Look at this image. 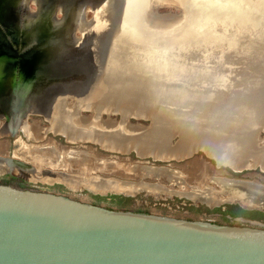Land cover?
<instances>
[{"label":"water","instance_id":"95a60500","mask_svg":"<svg viewBox=\"0 0 264 264\" xmlns=\"http://www.w3.org/2000/svg\"><path fill=\"white\" fill-rule=\"evenodd\" d=\"M169 7L177 13H158ZM33 117L47 124L42 139L51 134L64 147L95 146L120 159L133 154L138 178L117 176L129 173L111 163L79 167L92 181L138 191L73 188L68 166L41 170L52 182L26 179L10 170L25 163L14 153L0 158V175L99 196H151L153 186L190 199L175 194L186 187L151 178L153 169L203 155L216 169L264 174V0H0V139L37 142L25 131L32 133ZM217 179L204 187L214 204L198 202L264 213V184ZM246 193L248 205L239 200ZM236 223L0 183V264H264V224Z\"/></svg>","mask_w":264,"mask_h":264},{"label":"bare ground","instance_id":"6f19581e","mask_svg":"<svg viewBox=\"0 0 264 264\" xmlns=\"http://www.w3.org/2000/svg\"><path fill=\"white\" fill-rule=\"evenodd\" d=\"M201 99L206 100L205 97H201ZM208 105L211 107L214 106L213 103H209ZM86 121H89V119H86ZM31 129L33 130L32 133H30L29 130L27 131L25 129L27 135L30 136L33 134V137L36 139V141L38 139L40 140L38 142H41V139L43 138V136H41L40 134L41 128L38 127L36 122H33L31 124ZM161 133L162 131L160 132V134ZM6 142L7 141L0 142V152H3L6 148H8V144H7L8 142L7 143ZM43 143H41L40 146H36L32 144H25L24 142L22 143V141L20 140L16 141L14 143L15 148L13 147L14 154L17 158H19L25 163L17 164L13 166L14 168L10 169L12 171L14 170L12 173H15L18 176H21V177H24L30 180L31 178H33L32 176L36 175L37 177L35 179L39 178L40 180L44 182H52V180H54V175L52 176L50 174H44V173L42 174L41 170L44 171V169H47V170H51V172L53 173H56L58 171L57 170L58 168L60 169L62 168L61 166L65 167L67 165L70 168V170L68 171L65 168V172L68 173L67 175L69 176L72 175V176H70V178L67 177L66 181L68 182L69 186L73 188L84 187V188H89L91 190L94 189L95 191H106L107 189H114V190L117 189L118 191H123L125 193H132V192L138 191L137 185L133 186V185H128V184H124V185L121 184L118 187H116V185L113 186L107 183L101 184L99 182L92 181L90 178H88L91 176V173H89L90 171L87 169L81 168V166L79 167V164L89 162L97 166H105L106 168V167H109L111 163V164L119 165L121 167L122 166L125 167L126 171L129 173L128 175H125V174L117 172L118 174H121L117 176H121V177L128 176V177L138 178V176L142 174H139V175H135V173L133 174V172H136L137 164L130 165V163L124 159H117L115 161L111 160L112 162L107 163L105 158H101V160L96 158L94 156L95 154L93 155V152L85 153L86 155H83L82 157L77 151L75 150L72 151L68 148L59 147L55 142L47 141L45 144ZM43 151H48L50 155L59 156L57 159H60V156L61 158L62 157L64 158V156L67 155L68 157L67 161L66 160H56L50 157L43 156L42 155ZM189 164H191L192 167L195 168L192 171V173H194L195 175L194 176L192 174L191 175L194 178L193 180H196V185L190 191H185L186 190L185 189L183 191H178L175 194H178V195L184 194L185 197L190 198L191 200L195 202L206 201L209 205H213L215 198L211 197L206 191V188L204 187H206V185H209V179L212 180V179L218 178L217 180H220L221 178H224L223 177L224 173L222 174L221 172H217L213 168H211L208 164L203 163L198 160H192L191 162H189ZM140 167L142 166L140 165ZM175 167L176 166H166V167H162V169H153L154 172L153 171L151 172V175L153 176L150 175V177L152 178L156 176L159 178L160 182L163 183L164 181H166V182H169L170 186H175V187L182 189L185 186V183L188 182L187 181L188 172L186 171V164L177 169ZM5 170H7L5 167L4 168L0 167V171H5ZM38 171L41 172L40 175L39 173L37 174ZM204 173H209L211 177L207 178L206 175L204 177ZM83 177H86L85 180H81L83 179ZM131 181H135V180H131ZM226 187H229V186L226 185ZM146 193L148 195H151L154 199H161L163 197L170 198L172 192H169V190H166L165 188L157 191L155 187L149 186V187H146ZM238 194L240 195V193ZM231 197L237 198L234 196H231ZM244 197L247 199H244L241 197L239 200L241 202H245L244 203L245 205L250 204L249 194L245 195Z\"/></svg>","mask_w":264,"mask_h":264},{"label":"rangeland","instance_id":"374dc122","mask_svg":"<svg viewBox=\"0 0 264 264\" xmlns=\"http://www.w3.org/2000/svg\"><path fill=\"white\" fill-rule=\"evenodd\" d=\"M158 11H159L158 13L162 16L173 15L174 13H177V11L172 7L162 8V9H159ZM33 122H36L38 127H41V128L47 126V124L39 118L33 117V118L29 119V124H32ZM1 123H3V122H1ZM40 134H41V136H43L42 133H40ZM19 136H20V138H22L23 142H25L26 144H32V145L40 146L41 143H43V141H44V143H46L47 141H52V142H55L59 147H64V142H63L64 140L62 138H59V137H53L51 134H48V136L45 139H41V142H38L40 140H37V142H31V141L28 142L25 140V138L23 137L22 134H20ZM11 140H14V139L13 138L8 139V140L0 139V142L1 141L2 142L7 141L8 143L7 142L6 143L9 145V142ZM64 148H68L72 151L75 150L79 153L82 152L83 154L93 152V155L95 154L94 156L96 158H98L100 160H101V158H105L106 161H110V162L115 161L117 159H120L119 155L105 153V152L101 151L99 148H96L95 146H90V145L76 144L73 146L68 145ZM4 151L0 152V156L10 158L9 154H10L11 150L9 149V146ZM15 158H17V157H15ZM122 158L126 159L127 161L130 159L131 162H135V160H136V158L134 157L133 154L130 157H122ZM192 160H200V161H203V163L205 162L208 165L212 163L208 159L204 158L203 155L197 156ZM192 160H190L188 162H184V163H176V166L186 164V171L188 172L187 175L191 181L194 179L192 177V175L193 176L195 175L194 173H192V171L195 168H193L192 165L189 164V162H191ZM150 164H152V163H150ZM155 165H160V164L156 163ZM188 167L191 168L190 171L187 169ZM102 168H103V166H102ZM94 169L96 171L101 170V168H99L97 165L94 167ZM57 170L61 171L63 169H61V170L57 169ZM6 174H8V173H6ZM97 174H100V172H98ZM9 175H11V174H9ZM205 175L207 178L211 177V175L209 173H204V177H205ZM110 176H113V174ZM110 176H108V177H110ZM233 176H234V178L235 177L244 178L247 180L257 181V182L264 184V174H262L259 170L245 171L242 174H234ZM13 178H14L13 180L11 178L10 179L7 178V179H3V181H1L2 180L1 179L0 183L8 184L7 182L16 183V182L20 181V179L16 176H13ZM188 178H187V181H189ZM22 183H23V181H22ZM195 183H196V181H195ZM11 184L17 186L16 184H13V183H11ZM209 184L211 185V183H209ZM17 187L31 188V189H36V190L59 193V194L69 196V197H71L75 200H78V201L91 203V204L104 206V207H109V208L125 210V211L144 213V214H153V215H159V216H167V217L186 219V220H195V219H191V218L186 217L185 214L183 213L184 211L182 209L178 210V207H182V205H185V204L188 205V203L184 199L179 200V199H176L175 197H171L170 199H154L152 197L144 196L142 194H139L135 197H123V196H116V195L99 196V195H93V194L86 192V191H81V192L72 191V190L65 188L63 185H60V184L48 185L46 183H33V184H28V185L22 184V185H19ZM225 206H227V205H225ZM230 207H232L231 211H233V213L235 214V216H234L235 218L239 217L240 219L245 220V221H251V222L253 221V222L264 224V219L260 215L252 214L253 218H250V219L245 218V217L240 216V214H239L240 207L239 206L231 205ZM250 212L260 213L257 211H250ZM262 214H264V213H262ZM209 222L216 223V224H223V225H226V224L241 225V224L236 223L234 221L229 222L225 219H220V218H210Z\"/></svg>","mask_w":264,"mask_h":264},{"label":"flooded vegetation","instance_id":"af4514ba","mask_svg":"<svg viewBox=\"0 0 264 264\" xmlns=\"http://www.w3.org/2000/svg\"><path fill=\"white\" fill-rule=\"evenodd\" d=\"M14 141L15 140H11L9 142V145H8L9 149L11 150V152L9 154L10 158L9 157H1V156H0V158L14 159V157H13L14 148H15V145H14L15 142ZM43 144H45V143H43ZM198 161H200V160H198ZM201 162H203V161H201ZM20 163H22V162H20ZM181 166H183V165L176 166L175 168L177 169V168H179ZM210 167L213 168L217 172H221L222 174L224 173L223 174L224 178H229V179L230 178L231 179L234 178V176H233L234 173L232 174L231 171H229L228 169H216L215 166L212 163H211ZM172 168H174V167H172ZM187 169L189 171L191 170V168H189V167ZM38 173H39V175L41 174V172H39V171L37 172V174ZM7 178H9V179L11 178L12 180L14 179L12 175H9V173L8 174H3V175L0 176V180L2 179L1 181H3V179H7ZM235 178H238V177H235ZM19 179H20V181L16 182V183H14V182H7V183L8 184L13 183V184H16L17 186L22 185V184L23 185L33 184L31 182H27L26 180H24L22 178H19ZM242 179H244V178H242ZM131 180H135V179H131ZM22 181H23V183H22ZM195 181L196 180H192L191 181L190 179H189L188 182L186 181L187 183H185V186L183 184V186L186 187L185 191H190L191 187H194L196 185ZM166 183L169 184V182H166ZM168 187H169V189H171L170 185H168ZM174 188H177V187L174 186ZM180 191H183V190H180ZM142 195L145 196V194H142ZM149 197H152V196H149ZM170 198H167V197L164 198L163 197L161 199H170ZM175 198L179 199V200L184 199L188 203V205L185 204V205H182V207H178V210L182 209L184 211L183 213L185 214V216L188 217V218H191V219L209 221L210 218H220V219H225V220H227L229 222H232V221L236 222V219H240L239 217L238 218L234 217L235 214L233 213V211H231L232 210V207H230L231 205H227V206L224 205V206H221V207H216V208H212L211 209L208 206H206L205 204H201L200 202L195 203V202H193L190 199L178 198V197H175ZM239 211H241V212H239L240 216L245 217V218H249V219L252 218V217L245 216L244 213H243V212H250V211H245V210H243L241 208H240Z\"/></svg>","mask_w":264,"mask_h":264},{"label":"trees","instance_id":"16d2710c","mask_svg":"<svg viewBox=\"0 0 264 264\" xmlns=\"http://www.w3.org/2000/svg\"><path fill=\"white\" fill-rule=\"evenodd\" d=\"M243 213L245 216L252 217V218H253L252 214H257V215H260L264 219V214H262V213H253V212H243Z\"/></svg>","mask_w":264,"mask_h":264}]
</instances>
